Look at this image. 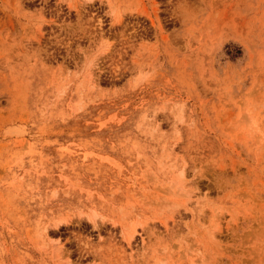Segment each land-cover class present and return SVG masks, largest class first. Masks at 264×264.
Segmentation results:
<instances>
[{
    "label": "rangeland",
    "instance_id": "1",
    "mask_svg": "<svg viewBox=\"0 0 264 264\" xmlns=\"http://www.w3.org/2000/svg\"><path fill=\"white\" fill-rule=\"evenodd\" d=\"M0 264H264V0H0Z\"/></svg>",
    "mask_w": 264,
    "mask_h": 264
}]
</instances>
